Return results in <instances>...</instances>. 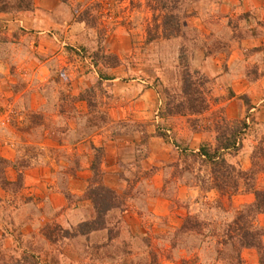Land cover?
I'll use <instances>...</instances> for the list:
<instances>
[{"label":"trees","instance_id":"1","mask_svg":"<svg viewBox=\"0 0 264 264\" xmlns=\"http://www.w3.org/2000/svg\"><path fill=\"white\" fill-rule=\"evenodd\" d=\"M194 1L198 3L208 2V7L220 2L218 0ZM182 3V0H150L148 2V6L154 14L152 25L147 27L146 30L148 33L146 45L160 38L167 40L169 43L171 42V44H177L180 47L179 61L186 66L181 75V82L173 88L174 92H171V90L162 92L165 99V108L161 111L160 116L163 118L201 117L211 109L212 96L214 95L213 86L217 87V82L216 79L209 77L204 72L194 69L195 50L204 49L205 58L211 60L218 53L225 52L228 47L239 44L246 38L264 35V21L261 19L260 13L255 10L235 18L229 17L227 23L224 24L218 19V14L215 17L207 10L202 9L203 13L206 12L203 17L205 23L213 25L211 34L206 35L186 22L190 15L185 14ZM102 8V4L97 1L86 0V4L79 3L74 11L76 22L84 24L87 32L99 28L100 35L105 34L104 29H100V26H102ZM61 10L62 14H58ZM208 10H211V8H208ZM0 14L11 15L14 18L22 16L43 17V13L35 6L34 0H0ZM63 14L64 6L61 5L60 9L52 14L51 25L57 28L63 27L58 23V20L62 19L65 20H62L64 23H68L69 17ZM12 45L13 42L5 35V31L0 29V61H9L16 56L11 52ZM82 50L90 58L98 74L97 84L81 88L79 95L72 96L63 91L54 92L53 90L51 92L46 89L52 84L59 85L61 79H66L65 69L56 76V79L50 78L41 91L46 100L45 105L39 112H29L26 107L28 109L26 110L28 113L25 114V116L28 115L26 123L18 128L20 134L23 136L30 135L31 139L26 140L23 138L22 145L18 147L16 161L10 162L0 157V188L13 195H17L23 190L25 172L37 166L40 162V155H42V150L38 146L30 145L34 136L37 143L42 142L49 136L55 138L60 145L85 142L90 144L89 150L94 152L95 156L93 155L91 165L93 176L88 179L85 194L80 199L89 200L92 203V216L86 221L75 222L71 226L70 223L72 222H70L69 227L61 225L55 220L36 227V230L29 237L19 233L20 230L18 229L19 238L30 240L26 249L17 258H10L9 260H6L5 257L0 258V264H39L40 255L38 253L40 251L38 247H34V250H32L34 240L39 238L52 244L58 243L62 239L63 241H80L84 239L88 242L93 234L105 232L106 245H109L120 236V225H122L124 215L130 207L134 206L135 210L144 219L146 217L156 219L150 211L149 202L158 196L172 200V190L169 187L174 177L178 178L181 184L188 187L197 188L199 184H202V188L206 193L216 191L220 196H229V198L241 194H252L255 196V201L252 204L244 205L232 219L221 221L219 226L215 224L216 226L213 229L210 228L209 223L206 224L203 223V220H198V217L187 215L183 224L171 239L173 250L185 245L189 241L187 237L192 236L201 241V248L204 244L213 246L216 255L215 261L221 262V264L222 262L223 264H244L243 252L246 249L257 250L260 264H264V229L258 226L257 223L259 216L264 214V188H260L258 185L260 176L264 174V123H258L250 114L252 105L248 97H239L245 102L248 110L246 119L228 120L222 109V115L215 122L217 133L215 147L211 144H203L198 153L178 150L182 158L181 161L163 166L165 182L161 192L151 189V186L146 183V180L152 177L155 170L150 171V173H147L148 171L143 172L142 176L137 177L133 184L130 183V188L123 195H120L114 189L105 185L101 170L104 150L92 144L91 139L102 132L111 122L108 114L98 111L99 98L105 94L109 96L104 84L112 79V76L107 74L104 69L108 71L116 69L122 64V61L114 54L105 53L102 47L82 46ZM191 52L193 54L190 62L189 54ZM46 60L47 57H42V60L36 58V61L40 63ZM48 67H50L51 74H53L54 63H51ZM163 84L167 86L165 82ZM14 86L13 90L15 92L24 88L21 85ZM51 94H53V97H50ZM235 96L233 93L228 95L229 98ZM214 98V103L221 101L220 98ZM79 102H86L88 112L81 114L78 111L76 105ZM53 113L56 114L55 121L50 117V114ZM100 114L108 117V121L103 122V117H100ZM249 119L250 122H248ZM71 120L77 123L75 133H71L72 130L69 126ZM80 120H85V125H87V127L84 125L81 130H79ZM100 122H103V124H99ZM162 136L169 141L167 134L163 133ZM251 136L254 138L251 156L252 168L244 171L238 162L232 163L231 160L236 158L238 160L244 148V140ZM59 154V159L60 157L63 158L61 155L63 153L59 152ZM68 159L69 166L65 169L66 171L58 174L59 182H57V186L70 205L74 195L69 187V182L83 170L84 161L81 157L75 156L72 158L71 155ZM196 163L200 165L197 168L200 174L206 170H202L203 168H210V178L208 180L201 179L199 175L195 174L197 170L195 169ZM9 168H13L18 173L15 182H11L8 178L7 171ZM169 175L170 177H168ZM141 178H144V180H141ZM210 180L212 183H210ZM137 183H140V185L137 186ZM99 248L103 249L101 246ZM98 250L95 249L94 251L98 252ZM151 261L153 264H159L158 257L155 254H152ZM181 262V264H209L203 260L199 262L197 259H195V262L186 259Z\"/></svg>","mask_w":264,"mask_h":264},{"label":"crops","instance_id":"2","mask_svg":"<svg viewBox=\"0 0 264 264\" xmlns=\"http://www.w3.org/2000/svg\"><path fill=\"white\" fill-rule=\"evenodd\" d=\"M34 1L35 6L43 13V17L22 16L14 18L11 15L0 14V28L8 31V35L17 28L23 30L36 29V37L38 36L39 41L34 48L37 52L46 55L55 49V42L61 44L57 33H51V30L54 29H51L54 26L51 25V17L54 12L60 9L61 3L59 0ZM218 1L220 2L213 4L210 7L211 10H207V12L215 17L218 14L221 23H227L229 17L235 18L253 10L259 12L264 21V0ZM193 12L192 10L190 25L200 32L210 35L213 25L205 23L203 17L206 12L203 13L204 11L200 7L196 13L193 14ZM74 28L76 25L72 24L67 27L66 32H74ZM62 45L64 46L66 43L63 42ZM194 55V69L216 79L218 90L215 97L226 98V102L221 100L219 103H213L210 111L206 114L207 116L216 114L217 111L223 109L228 120L246 119L248 115L246 104L239 99L241 96H246L252 105L250 114L258 123H264V35L246 38L239 44L228 47L225 52L218 53L211 60L205 58V51L202 48L195 50ZM33 61L31 64L29 58L24 56L22 49L19 56L16 55L9 61H0V74L4 77L7 86L3 88L4 86L1 85L2 87H0V157L10 162L16 161L18 157L16 146L19 141L16 129L23 126V113L25 115L28 109L39 112L46 103L42 93L38 90L32 91L28 87L15 92L12 89L17 81L16 74L13 75L12 72L16 65L20 78L25 83L30 80L31 68L36 70V75L40 73L38 78L42 84L48 82L51 75L47 65L49 62L40 65V62L39 64ZM94 72L98 78L95 69ZM122 73L125 74L121 69L114 70L110 74L112 79L106 82L117 102L108 110L112 117L111 122L102 132L91 139L92 144L104 150L101 164L104 183L123 195L130 188V183L133 184L134 180L142 176L143 172L156 170L157 172L155 171L146 182L150 183L151 189L161 192L165 182L163 166L180 157L178 150L198 153L204 143H209L215 147L217 133L194 131L189 119L183 116L161 117L159 113L163 106V100L159 92L152 87L151 82L143 78L127 82L123 79ZM81 82L76 80L68 94L79 95ZM230 93L236 96L229 98ZM25 97H32L31 102L25 103L23 101ZM9 100L11 103L8 102ZM6 102L7 104H5ZM76 106L81 114L88 112L86 102H79ZM15 116H18L19 119H16ZM69 126L72 130L71 133H75L77 123L71 120ZM160 129L170 134L169 141L158 135ZM2 130L7 131V137L4 136ZM21 135L19 134L20 137L23 136ZM13 138H16V141ZM23 138L27 139L28 137L23 136ZM85 145V142L60 145L55 138L50 136L44 139L42 144H39V148L42 150L40 162L25 172L23 190L19 194L13 195L0 188V240L13 238L12 235L16 233L15 231L18 232V229L23 235L29 237L36 230V227L55 220L61 225H69L70 222H83L90 218L92 203L89 200H81L75 206L70 207L68 200L57 186V176L60 169L69 166L62 160L58 162V153L64 150L72 158L78 156L88 159L86 165L83 163V170L70 181L72 194L78 197L84 195L85 181L91 178L93 174L91 171L93 154L87 152ZM253 145L254 138L248 137L244 140V148L239 156L240 165L244 171L252 168ZM56 150L58 153L55 156L52 155ZM7 175L11 182H15L18 178V173L13 168L8 169ZM139 185L140 183H137V186ZM258 185L260 188H264V174L260 176ZM195 189L194 187L183 186L181 188L183 199L189 200L196 197L199 192ZM209 194L216 196V198L219 197L215 191ZM254 201L255 196L252 194H241L233 197L234 206L237 208L252 204ZM149 208L156 219L167 218L169 228H179L187 215V212L184 211H178V215H176L172 200L162 196L151 199ZM124 223L134 233H145L143 230L146 227V221L135 210L134 206L130 207L124 215ZM257 223L264 229V214L259 216ZM160 232H164V230H156V234ZM243 259L245 264H260L259 255L255 249L244 250ZM169 264L173 263L169 262Z\"/></svg>","mask_w":264,"mask_h":264},{"label":"rangeland","instance_id":"3","mask_svg":"<svg viewBox=\"0 0 264 264\" xmlns=\"http://www.w3.org/2000/svg\"><path fill=\"white\" fill-rule=\"evenodd\" d=\"M59 1L61 5L64 6L65 15H63L69 17L68 23H64L63 21L65 20L63 19V21L58 20V23L63 25V27L56 28V26H52L51 29H54L51 30V33H57V37L61 44L55 42V49L52 50V52L46 55L41 54L34 48L39 41L38 36L36 37V29L34 30L33 28H30L29 30H23L21 28H17L15 30L13 29L14 32L10 35H8V31H5V35H7L9 40L13 42V48L11 52L19 56L22 49L24 56L29 58L30 63L33 60L36 61L37 57L41 60L42 57H47V60L45 62L43 61L41 64L37 61L36 62L40 65L49 62V64H47L48 66L51 63H54V72L50 75L48 81L51 77L52 79H56V76H58L59 73L65 69L66 71L64 73L66 75V79H61L59 85L52 84L46 89L51 92H53V90L54 92L59 90L63 91L64 93H68L69 89L72 87V84H74L76 80L82 81V84L79 87L80 89L97 84L98 79L96 78L94 72L95 68L90 58H88L87 54L82 50V46H93L94 48L102 47L105 53L114 54L122 61V64L116 69L109 71L104 69V71H107V74H111L114 70L121 69L125 73H122L123 79L127 82H132L137 78H143L144 80L151 82L152 87H154L159 92L161 99L163 100V106L159 113L161 115V111L165 108V99L162 92L170 90L171 92H174L173 88L181 82V75L186 66L185 64H182L181 61H179L180 47H178L177 44L176 46L174 43L171 44V42L169 43L167 40L160 38L157 41L146 45L148 38V33L146 30L147 27L152 25L154 14L148 6V2L150 0H92L100 2L103 6L101 11L102 26H100V29H104L105 34L102 33L101 35L99 28L93 31L91 30V32H87L84 24L76 22V16L74 14L75 8L78 7L79 3L86 4V0ZM182 2V6L185 9V14L190 15V17L186 20L189 25L190 18L192 16V10L196 13V10L199 7L205 10H208V8L211 7H208V2L198 3L194 0H182ZM58 14H62V10ZM72 24L76 25L74 32H66L67 27ZM63 42H65L66 45L63 46ZM192 54V52L189 54L190 62L192 60ZM14 68L13 75L16 74L17 78L15 85H21L24 86V88L30 87L32 91L38 90V92H41L48 83L43 82L42 84L38 78L40 73L36 75V70H33V68H31L32 75L29 82L25 83L20 78L17 65L14 66ZM15 71L16 73H14ZM164 82L167 86H164ZM1 85L4 86L3 88L7 87L4 82V77L2 76H0V87H2ZM104 85V88L108 91L109 96L105 94L99 98L98 111H100V113L108 114V117L112 119L108 110L110 107L115 106L117 102L114 99L113 94L110 92L109 84L105 83ZM213 90L214 95L212 96V99L214 101V97L216 95L215 93L218 88L213 86ZM50 97H53V94H51ZM31 98L32 97H25V100L23 101L25 103H30ZM219 100L226 102L225 97H222ZM213 101L212 104L214 103ZM8 102L11 103L10 100ZM5 104H7V102ZM29 112H32V110H29ZM27 113L28 112H25V114ZM206 114L201 117L186 118L189 119L190 125L194 126L195 124L194 131H207L215 133V122L222 115V110L217 111L216 114H212L211 116H207ZM55 115L54 113L50 114V117H52L53 121H55ZM27 116H25L23 113V124L26 123ZM100 117H103V122L105 120L108 121V117L101 116V114ZM15 118L19 119L18 116H15ZM103 122H100L99 124H103ZM80 124L79 130L83 129L85 120H80ZM85 126L87 127V125ZM16 130L19 141L17 142V146L19 147L22 145L23 136L18 132V129ZM2 132L4 136L7 137V131L4 132V130H2ZM163 133L170 137V134L160 129L159 135H161L160 137L164 138L165 140L167 138L162 136ZM19 134L22 137H20ZM26 137H28L27 139L25 138L26 140L31 139L30 135H27ZM251 138L253 137L251 136ZM13 139L16 141V138ZM31 143L32 146L35 145L38 147L39 144H42V142H36L35 136L31 140ZM17 146L16 148L18 153L19 148ZM85 146L87 152H90V145L86 143ZM57 153L58 151L56 150L55 153H52V155L55 156ZM61 153H63L61 154L63 158L60 157L58 162L62 160L66 162L67 165H69L68 158L70 154L64 150L61 151ZM91 153L95 156L94 152ZM58 155L60 154L58 153ZM181 159L182 158L180 156L177 160L171 163H178L181 161ZM82 161H84L83 163L86 165L88 159L86 160L83 158ZM231 161L232 163L238 162L240 164L239 158L238 160L236 158ZM199 166V163H196L195 169L199 168ZM65 169L67 168L62 167L59 173H64L66 171ZM202 170L205 171L200 174L199 169H197L195 174L199 175L201 179L208 180L210 178V168L207 167L203 168ZM150 171L151 170H148L147 173H150ZM169 174H171V172H169ZM58 177L59 175L57 176V182H59ZM168 177H170V175ZM88 179L85 181L86 187ZM172 180L173 181L169 188L172 190L171 192L173 195L172 202L174 213L178 215V211L187 212V215L196 216L199 218L198 220H203V223H209L210 228L212 229L216 226L215 224H218L217 226H219L221 221L232 219L243 207H235L233 198H229V196H220V194L217 192L219 197L216 198V196L209 194L210 192L206 193L202 188V184H199L195 189L199 192L196 197L185 200L181 194V188L185 185L181 184V182L176 177H174ZM210 183H212V181ZM147 184L150 185V183ZM80 198L81 197L74 195L70 206H75L77 202L81 201ZM91 216L92 211L90 213V217ZM145 221L146 227L143 230L145 233H134L131 228H128L125 225L123 218V223L120 225V236L112 241L109 245H106L107 237L105 232H100L93 234V236L90 238V241L88 242H86L84 239H81L80 241H63L62 239L58 243L52 244L47 240L45 242L44 239H35L32 245V250H34V247H38L40 251V253H38L40 255L39 264H153L151 261L152 254H155L158 257L159 264H169V262L173 264H181V261L184 259L191 260L193 262H195V259H197L199 262H202L203 260L209 264H213L214 262L215 264H221V262L215 261L216 255L214 254L213 246L210 244H204L201 248V241L193 238L192 236L187 237L189 241L185 245L177 247L173 250L171 248V239L173 238L177 229H179L181 226L177 229L169 228L170 225L167 218L158 220L146 217ZM214 221H216V223H214ZM72 224H75V222L70 223V226ZM64 226L69 227V225ZM156 230H164V232L156 234ZM15 232L16 233L12 235L13 238L10 237L0 240V258L5 257L6 260H9L10 258H17L21 255L23 250L26 249L27 243L30 240L19 238L18 234L21 233V230L19 233H17V231ZM99 246H101L103 249H100ZM95 249H99L98 252L94 251ZM224 262L226 263L225 260Z\"/></svg>","mask_w":264,"mask_h":264}]
</instances>
